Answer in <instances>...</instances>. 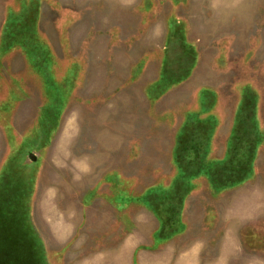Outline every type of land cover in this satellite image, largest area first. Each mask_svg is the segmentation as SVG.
<instances>
[{
    "label": "rangeland",
    "instance_id": "374dc122",
    "mask_svg": "<svg viewBox=\"0 0 264 264\" xmlns=\"http://www.w3.org/2000/svg\"><path fill=\"white\" fill-rule=\"evenodd\" d=\"M0 264H264V0H0Z\"/></svg>",
    "mask_w": 264,
    "mask_h": 264
},
{
    "label": "water",
    "instance_id": "95a60500",
    "mask_svg": "<svg viewBox=\"0 0 264 264\" xmlns=\"http://www.w3.org/2000/svg\"><path fill=\"white\" fill-rule=\"evenodd\" d=\"M29 158H30L32 161L35 160L34 157H33L32 155H30Z\"/></svg>",
    "mask_w": 264,
    "mask_h": 264
}]
</instances>
